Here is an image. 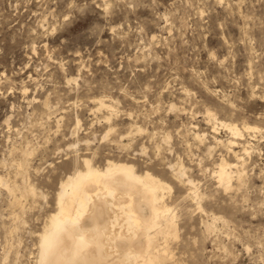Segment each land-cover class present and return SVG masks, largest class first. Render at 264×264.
Returning <instances> with one entry per match:
<instances>
[{
	"label": "rangeland",
	"instance_id": "1",
	"mask_svg": "<svg viewBox=\"0 0 264 264\" xmlns=\"http://www.w3.org/2000/svg\"><path fill=\"white\" fill-rule=\"evenodd\" d=\"M100 98L115 102L110 120ZM208 111L264 130V0H0V176L12 189L0 186V264H36L60 184L84 159L172 187L165 264H264V133L240 141L244 175L227 190L214 171L233 161L231 135Z\"/></svg>",
	"mask_w": 264,
	"mask_h": 264
},
{
	"label": "bare ground",
	"instance_id": "2",
	"mask_svg": "<svg viewBox=\"0 0 264 264\" xmlns=\"http://www.w3.org/2000/svg\"><path fill=\"white\" fill-rule=\"evenodd\" d=\"M105 99L95 102L96 109L106 112L110 120L115 102ZM207 117L215 131L221 127L231 135L228 148L233 161L223 157L214 171L217 183L229 190L235 178L242 179L245 156L249 153V146L240 141L246 134H260L264 130L256 125L221 121L210 111ZM196 136L203 140L206 135L198 132ZM216 141L223 143L217 138ZM237 147L242 150H235ZM83 162V169H76L61 182L57 209L39 236V244L42 234L49 237L51 264H165L170 256L168 241L178 238L174 208L166 200V193H171L172 187L148 171L138 172L130 163L107 160L103 166H96L88 159ZM173 173L174 178L191 187L188 194L191 198L198 201L202 198L197 184L187 177L183 166L173 168ZM0 186L12 190L1 176ZM199 208L202 209L200 204ZM81 239L85 242L83 245ZM39 244L36 264L41 262ZM78 245L81 250L76 256L73 253Z\"/></svg>",
	"mask_w": 264,
	"mask_h": 264
},
{
	"label": "snow or ice",
	"instance_id": "3",
	"mask_svg": "<svg viewBox=\"0 0 264 264\" xmlns=\"http://www.w3.org/2000/svg\"><path fill=\"white\" fill-rule=\"evenodd\" d=\"M105 7H110V5H105ZM85 242L83 239H81V245H83ZM81 245H78L76 249L74 250V255L78 256L79 252L81 250ZM264 246V245H262ZM39 248L41 249V262L40 264H51L49 261V251H50V243H49V237L47 234H42L41 235V241L39 244Z\"/></svg>",
	"mask_w": 264,
	"mask_h": 264
}]
</instances>
